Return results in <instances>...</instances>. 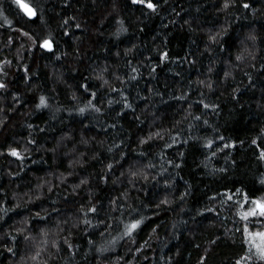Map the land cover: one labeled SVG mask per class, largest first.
Here are the masks:
<instances>
[{"label": "trees", "instance_id": "obj_1", "mask_svg": "<svg viewBox=\"0 0 264 264\" xmlns=\"http://www.w3.org/2000/svg\"><path fill=\"white\" fill-rule=\"evenodd\" d=\"M21 1L35 21L0 0V264H264L241 218L264 196V0Z\"/></svg>", "mask_w": 264, "mask_h": 264}, {"label": "snow or ice", "instance_id": "obj_2", "mask_svg": "<svg viewBox=\"0 0 264 264\" xmlns=\"http://www.w3.org/2000/svg\"><path fill=\"white\" fill-rule=\"evenodd\" d=\"M15 3L24 10L25 15H27L29 18H33L36 15L35 10L32 7H29L27 4L21 3V0H15ZM132 3H139L142 5H145L148 9L155 11V5L151 2V0H148L146 3L145 0H132ZM228 5L226 4L225 7ZM245 8L249 7V5L245 4ZM40 47L46 48L47 50H52V43L49 40H45ZM237 59H240V57H237ZM105 83H107L105 81ZM5 85L0 83V88H4ZM94 95V94H93ZM89 104H91V101H89ZM47 103L44 97H40V102L37 105V107H46ZM207 107V105H205ZM85 109L81 108L80 112H84ZM11 155L13 156H19V154L16 152V150H12ZM261 159H264V153L261 154ZM111 167V165H109ZM83 183V181H82ZM261 183H264V181H261ZM231 199V197H229ZM244 203L250 204V208L248 211L244 212L242 215V219L248 220L249 217H254L259 215L260 217H264V200H257L253 199L251 201L248 200L247 196L244 197ZM243 207V205H241ZM95 208H90L89 211L95 212ZM85 223H88V221H85ZM143 223V220L137 219L133 220L130 223L125 225V234L128 236H131L132 233L137 230L140 225ZM244 232L247 233L246 236V242L249 245V257L248 259H251L253 255H255L260 261L264 262V231L261 232H251L247 227L244 228ZM239 264V262H238Z\"/></svg>", "mask_w": 264, "mask_h": 264}, {"label": "rangeland", "instance_id": "obj_3", "mask_svg": "<svg viewBox=\"0 0 264 264\" xmlns=\"http://www.w3.org/2000/svg\"><path fill=\"white\" fill-rule=\"evenodd\" d=\"M259 200H264V196H262L261 198H259ZM256 218H260V216L257 215V216H254V217H249L248 220H243L244 226L245 227H247V226L254 227L255 226V228L260 227L261 225L258 222H255L254 221Z\"/></svg>", "mask_w": 264, "mask_h": 264}, {"label": "water", "instance_id": "obj_4", "mask_svg": "<svg viewBox=\"0 0 264 264\" xmlns=\"http://www.w3.org/2000/svg\"><path fill=\"white\" fill-rule=\"evenodd\" d=\"M21 3H23V4H27V3L24 2V1H21ZM27 5H29V4H27ZM29 7H32V6L29 5ZM19 8H20V7H19ZM32 8H33V7H32ZM33 9H34V8H33ZM20 10H21L22 14L25 16V18H26L27 20H29V21H31V22L36 20V18H37V13H36L35 17H33V18H29L27 15H25L23 9L20 8ZM34 10H35V9H34ZM35 12H36V11H35ZM49 41L52 43V50L49 51V50H47L46 48H42V47H41V49H42L44 52H46V53H53L55 47H54L53 42H52L51 40H49Z\"/></svg>", "mask_w": 264, "mask_h": 264}]
</instances>
